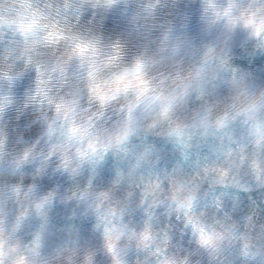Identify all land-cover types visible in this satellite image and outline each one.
Instances as JSON below:
<instances>
[{"label": "clouds", "instance_id": "clouds-1", "mask_svg": "<svg viewBox=\"0 0 264 264\" xmlns=\"http://www.w3.org/2000/svg\"><path fill=\"white\" fill-rule=\"evenodd\" d=\"M0 264H264V0H0Z\"/></svg>", "mask_w": 264, "mask_h": 264}]
</instances>
